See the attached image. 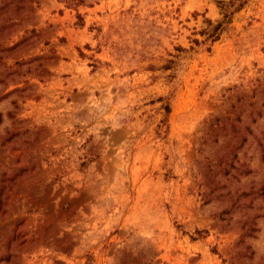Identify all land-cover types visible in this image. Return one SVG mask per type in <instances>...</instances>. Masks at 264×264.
<instances>
[{
  "label": "rangeland",
  "instance_id": "1",
  "mask_svg": "<svg viewBox=\"0 0 264 264\" xmlns=\"http://www.w3.org/2000/svg\"><path fill=\"white\" fill-rule=\"evenodd\" d=\"M217 1L0 0V264H264V0Z\"/></svg>",
  "mask_w": 264,
  "mask_h": 264
},
{
  "label": "trees",
  "instance_id": "2",
  "mask_svg": "<svg viewBox=\"0 0 264 264\" xmlns=\"http://www.w3.org/2000/svg\"><path fill=\"white\" fill-rule=\"evenodd\" d=\"M244 0H218L217 4L220 8V14L222 18L218 20L215 24H212L211 21L208 22L207 28H205L202 32L207 33L206 40H210L211 42L218 39V35L220 31L224 29V26L230 22L231 15L242 8L244 5ZM196 41V39H194ZM166 113L169 112V107L165 106Z\"/></svg>",
  "mask_w": 264,
  "mask_h": 264
}]
</instances>
